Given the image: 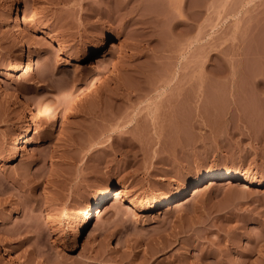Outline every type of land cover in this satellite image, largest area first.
<instances>
[{
	"label": "rangeland",
	"instance_id": "obj_1",
	"mask_svg": "<svg viewBox=\"0 0 264 264\" xmlns=\"http://www.w3.org/2000/svg\"><path fill=\"white\" fill-rule=\"evenodd\" d=\"M181 1L0 0V264H264V183L114 201L264 180V0ZM21 42L38 70L9 69Z\"/></svg>",
	"mask_w": 264,
	"mask_h": 264
},
{
	"label": "bare ground",
	"instance_id": "obj_2",
	"mask_svg": "<svg viewBox=\"0 0 264 264\" xmlns=\"http://www.w3.org/2000/svg\"><path fill=\"white\" fill-rule=\"evenodd\" d=\"M118 2V1H117ZM173 2L180 5L182 2L181 0H173ZM172 2V3H173ZM180 2V3H179ZM119 4V3H118ZM177 5V6H178ZM120 8V7H119ZM99 13V12H98ZM59 51H63L62 47H58ZM17 51L20 55L16 62L12 63L9 67L10 70L15 71L17 69H26L31 64H34L35 68L38 70V65L35 60V54L29 48H27L22 42L17 45ZM86 68L90 72V76L87 80H85L84 84L75 90L71 96L69 97L68 104L60 109L50 110L46 119H55L59 118L62 115H66L70 111V106L74 104L76 101L87 95L88 93L92 92L96 86L101 82L100 75L98 74L95 66L92 63H88ZM32 131V124L27 123L26 126L22 129L19 135L15 136L8 146L7 151V161H14L18 158L19 154V142L24 137L25 134ZM220 181H237L242 182L244 184H262L264 183L263 177L257 173L248 172L246 170H235L230 171L227 168L222 170H215L208 174H204L200 180L190 186L188 189H185L174 196L166 195L162 199H156L154 204L148 206L146 202L136 201V200H128L127 195L116 193L114 201H123L127 202L126 211H142L146 210L148 207H157L160 204H169V203H176L179 204L185 200L187 196L194 195L199 193L203 189L215 185ZM107 197L106 190H101L95 193L88 204L86 205L85 209L83 210L82 216L80 218V224L76 228L77 235H80L81 231L85 226L90 222L91 218L93 217L94 212H99V208L103 201ZM8 248L5 250V254L8 253Z\"/></svg>",
	"mask_w": 264,
	"mask_h": 264
}]
</instances>
